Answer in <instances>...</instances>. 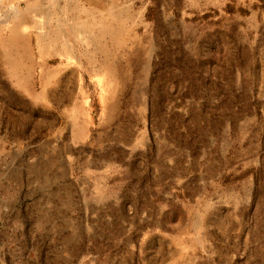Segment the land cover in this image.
<instances>
[{
  "label": "rangeland",
  "instance_id": "374dc122",
  "mask_svg": "<svg viewBox=\"0 0 264 264\" xmlns=\"http://www.w3.org/2000/svg\"><path fill=\"white\" fill-rule=\"evenodd\" d=\"M254 1L0 0V264H264Z\"/></svg>",
  "mask_w": 264,
  "mask_h": 264
},
{
  "label": "crops",
  "instance_id": "0c3cea01",
  "mask_svg": "<svg viewBox=\"0 0 264 264\" xmlns=\"http://www.w3.org/2000/svg\"><path fill=\"white\" fill-rule=\"evenodd\" d=\"M242 1H244V0H197V3H202V4L214 3V4L222 5L221 8H220L222 10L227 5H229V6L230 5H234L237 2H242ZM259 1L260 0H256V1H254V3L259 2ZM229 6H227V8L229 9V11L227 12L228 14H226V12L225 13L220 12L219 16L221 17L223 15L224 18H228V19H237V18H239V16H237L236 14L232 15L230 13V7ZM234 13H235V11H234ZM251 13L253 14V12H251ZM252 14L250 15V17L253 16L254 18H256L257 15H258V10L253 15Z\"/></svg>",
  "mask_w": 264,
  "mask_h": 264
}]
</instances>
